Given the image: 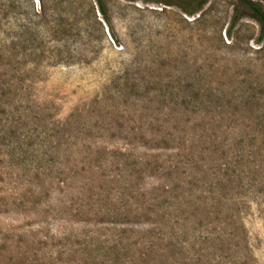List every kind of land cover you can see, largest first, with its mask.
<instances>
[{
  "label": "rangeland",
  "instance_id": "obj_1",
  "mask_svg": "<svg viewBox=\"0 0 264 264\" xmlns=\"http://www.w3.org/2000/svg\"><path fill=\"white\" fill-rule=\"evenodd\" d=\"M237 4L188 15L196 1L0 0V29L31 20L59 55L0 64V264H125L133 251L73 250L89 231L158 223L169 248L147 264H264V35ZM168 159L192 161L196 180L181 169L176 186ZM104 161L136 166L133 189L158 188L161 204L178 195L179 221L104 215L123 191L103 176L89 197Z\"/></svg>",
  "mask_w": 264,
  "mask_h": 264
},
{
  "label": "trees",
  "instance_id": "obj_2",
  "mask_svg": "<svg viewBox=\"0 0 264 264\" xmlns=\"http://www.w3.org/2000/svg\"><path fill=\"white\" fill-rule=\"evenodd\" d=\"M97 1L100 3V0ZM185 1L187 4L196 1V5L192 8L183 7V10L186 14L192 15L198 10L205 0ZM40 2L42 3V0H40ZM238 8H244L252 12L251 16L255 18L260 24V34L264 35V10L262 9V6L253 2L252 0H238L236 9ZM40 9H42V7H40ZM38 12L40 13V11L36 9L35 15H38ZM241 15L242 13L239 12L236 16ZM8 24L9 25L6 29H0V64L6 65L13 63L19 65L21 63H30L34 64L35 68H37L41 63H57V61L52 59L59 55L49 54L48 50L43 46H40L37 42V34L40 31V27L37 23L31 20L21 22L17 19H9ZM58 59H61V57H58ZM0 71H2L0 74L5 76L8 74L9 69L6 66H3ZM14 72L21 74L20 72H22V70L15 69ZM166 161H163L159 167L166 169L167 174L175 172V176L173 178L175 182L178 183L176 186L183 185V181L180 178L181 175L178 173V170L181 169H186V172L181 171L186 173L183 177L190 176V178L186 181L187 184L190 185L192 181L196 180V171H193L194 165L192 164V161L189 162L188 159L185 161L182 159H176V161L168 159ZM140 163H144L142 159ZM116 164L117 165H114V168L112 169L108 168V166L112 165V162L109 163L108 161H104L99 165H95L97 169L101 168V172L96 178H94L98 181V183L95 182L98 186L92 185V181H88L89 183H86L88 184L89 197L99 195L97 192H95V189H101L100 182L104 177L111 178V180L116 179V181L122 184L123 191H116V197L120 200L118 207H116V210H104V215L109 216L110 218L115 216L125 218L130 213H134V216L141 215L150 218L152 215H154L159 216L161 219L163 218L168 220L174 218L173 221H179L178 215H170L171 210H178L181 213L186 211L187 206L179 202L178 195L172 196L175 197L176 200H170L166 202L167 204H161L159 198L162 196V193H158V188H153V190L150 193L148 192L146 195L144 192H138L137 189H133V181L136 177L133 176L132 172L136 171V166L133 165L132 169L124 171L118 167L122 165L119 161ZM83 169L84 168H82V170ZM102 169L107 170V172H102ZM88 180H90V177H88ZM60 183L63 184V181L60 180ZM162 189L167 193H169L171 190H174L172 187L169 188V190L164 187H162ZM141 196L143 197L142 203L139 204ZM165 196H168V194ZM85 204L91 205V203H88V201ZM144 204L146 205L144 206ZM194 205L196 207L197 203H194ZM141 209H144V213L142 214L139 212ZM94 210L95 211L93 214L101 211L100 208H95ZM165 226L166 225H164V223L163 225L162 223H158L156 227L147 231L148 234L143 233L140 236L135 235L133 230H127L125 228L113 229L109 234H102L101 237L99 235L94 236L95 232L89 231L88 234L87 232L83 234L82 237L84 240L82 243L76 242L78 244L77 249L73 251H124L123 253L125 256L127 255L126 253L133 251L131 257H126L124 261L125 264H147L150 257H154V261L158 260L159 262L163 263L165 251L169 248L170 244L169 237L165 231ZM63 234H65V232H63ZM100 238H103V240H100ZM94 239L97 241H94Z\"/></svg>",
  "mask_w": 264,
  "mask_h": 264
}]
</instances>
